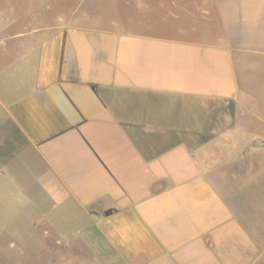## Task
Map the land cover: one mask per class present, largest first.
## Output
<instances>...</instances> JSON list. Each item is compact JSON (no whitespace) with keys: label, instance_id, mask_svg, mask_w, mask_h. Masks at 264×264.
<instances>
[{"label":"crops","instance_id":"0c3cea01","mask_svg":"<svg viewBox=\"0 0 264 264\" xmlns=\"http://www.w3.org/2000/svg\"><path fill=\"white\" fill-rule=\"evenodd\" d=\"M11 5L0 264H264V0Z\"/></svg>","mask_w":264,"mask_h":264},{"label":"rangeland","instance_id":"374dc122","mask_svg":"<svg viewBox=\"0 0 264 264\" xmlns=\"http://www.w3.org/2000/svg\"><path fill=\"white\" fill-rule=\"evenodd\" d=\"M11 1L12 0H0V52L3 51L4 47L9 48L12 46V41H10V37L12 34H14L17 31L24 30L25 22L27 23L28 20H25L24 18H21V20L17 21L15 24H10L9 22L12 20L14 16H20L19 12L12 11L11 8ZM30 23V22H29ZM1 42H4V44H1ZM10 126L9 124L4 121L0 125V141L7 142L9 140V132ZM3 148L0 149V153H2V150H6V147L1 146ZM35 262V261H34ZM32 264H39L34 263Z\"/></svg>","mask_w":264,"mask_h":264},{"label":"water","instance_id":"95a60500","mask_svg":"<svg viewBox=\"0 0 264 264\" xmlns=\"http://www.w3.org/2000/svg\"><path fill=\"white\" fill-rule=\"evenodd\" d=\"M259 145H264V139L258 141Z\"/></svg>","mask_w":264,"mask_h":264}]
</instances>
